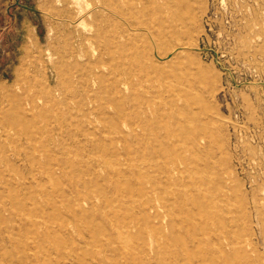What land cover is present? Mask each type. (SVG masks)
I'll return each mask as SVG.
<instances>
[{
    "label": "rangeland",
    "instance_id": "obj_1",
    "mask_svg": "<svg viewBox=\"0 0 264 264\" xmlns=\"http://www.w3.org/2000/svg\"><path fill=\"white\" fill-rule=\"evenodd\" d=\"M151 36H165L164 49L147 53ZM7 100L23 120L5 140L20 264H47L55 232L66 243L61 264H264V0H0L3 107ZM192 140L203 151L184 152ZM178 155L222 179L202 178L209 214L181 204L187 184L164 181L163 166L186 163ZM145 172L155 188L168 186L167 213ZM39 176L49 180V208L28 201ZM140 204L158 217L146 224ZM148 227L169 239V251Z\"/></svg>",
    "mask_w": 264,
    "mask_h": 264
},
{
    "label": "bare ground",
    "instance_id": "obj_2",
    "mask_svg": "<svg viewBox=\"0 0 264 264\" xmlns=\"http://www.w3.org/2000/svg\"><path fill=\"white\" fill-rule=\"evenodd\" d=\"M176 23H177V21H176ZM174 28V27H173ZM179 30V29H178ZM151 31V30H150ZM178 32V31H177ZM154 33V32H153ZM151 34V33H150ZM161 34V33H160ZM137 35V34H136ZM173 36V35H172ZM154 36H151V38L149 39L148 38V43H147V53H150V54H152V53H155L157 50H158V48H160V49H164V46H165V44H164V42H165V40L167 39L165 36H160V40L161 41H159V40H157V39H154L153 38ZM180 37V36H179ZM119 40H120V38H119ZM132 40V39H131ZM99 41V40H98ZM136 42V41H135ZM96 43V42H95ZM138 44V43H137ZM172 45V44H171ZM178 48V47H177ZM120 50V49H119ZM177 50V49H176ZM99 51V50H98ZM178 54V53H177ZM159 56V55H158ZM139 57V56H138ZM160 57V56H159ZM136 59V58H135ZM152 59V58H151ZM161 59V58H160ZM152 60H154V58L152 59ZM170 60V59H169ZM157 62H159V61H157ZM165 64H170V65H172V63L171 62H165ZM97 67H98V65H97ZM170 67H176V65L175 66H170ZM181 67V66H180ZM84 68V67H83ZM132 68V67H131ZM149 70H152V71H154V66L153 67H147ZM150 76V75H149ZM125 77V76H124ZM192 77V76H191ZM190 77V78H191ZM187 78V77H186ZM32 85V84H31ZM152 87V86H151ZM132 91H133V89H132ZM147 91V90H146ZM116 96V95H115ZM116 98V97H115ZM3 101H0V264H20L19 262H18V251H19V249L23 246V242H22V238L20 237V235H18V234H12L11 233V231H10V221H9V219L7 218V214L9 213V207L10 206H12V204L13 203H15V202H17L18 200H17V198H16V194H18V193H16L15 194V190H16V183L15 182H13V178H12V182L10 183V182H8V180L6 179L8 176H9V174H10V172H9V169H8V167H7V161H6V156H5V140L8 138V136H9V133L12 131V130H14V131H16L15 129L17 128V127H19L20 125H21V122H23V120H21V117H17V116H14L13 115V113H11V109H9V107H10V105H11V103H10V100L8 101L7 100V107H3ZM65 106V105H64ZM171 106V105H170ZM135 108V107H134ZM26 111V110H25ZM145 114V113H144ZM24 116H25V114H24ZM198 116V115H197ZM186 117V116H185ZM23 118H25V117H23ZM187 119H189L188 117H187ZM175 120V119H174ZM173 120V121H174ZM181 120V119H180ZM183 121V120H182ZM187 122V121H186ZM190 122V121H189ZM138 123V122H137ZM181 123V122H180ZM160 124V123H159ZM183 124V123H182ZM176 125H178V124H176ZM187 125V124H186ZM190 125V124H189ZM161 126V125H160ZM160 126H158V127H160ZM21 127V126H20ZM157 127V130L159 129ZM196 127H197V125H196ZM169 128V127H168ZM177 128H180V127H177ZM176 128V129H177ZM190 128V127H189ZM19 129H22V128H19ZM193 129V128H192ZM191 129V130H192ZM200 129V128H199ZM165 130V129H164ZM190 130V131H191ZM199 131V130H198ZM168 132V131H167ZM187 132H189V130L187 131ZM198 133V132H197ZM16 134V133H15ZM123 134V133H122ZM137 134V133H136ZM207 134V133H206ZM150 135V134H149ZM186 135V134H185ZM205 135V134H204ZM23 136H25L24 134H23ZM136 137V136H135ZM183 137V136H182ZM156 138V137H155ZM175 138V137H174ZM145 139V138H144ZM196 139H197V135H196ZM199 139H201L202 140V138H199ZM206 139V138H205ZM11 140V139H10ZM9 140V143L11 142ZM164 140V139H163ZM184 140V139H183ZM182 140V141H183ZM207 140V139H206ZM178 141H179V139H178ZM185 141V140H184ZM188 141V140H187ZM14 142V141H13ZM108 142V141H107ZM168 142V141H167ZM203 142H204V138H203ZM210 142V141H209ZM186 143V142H185ZM211 143V142H210ZM11 144V143H10ZM188 144V143H187ZM205 144V143H204ZM203 144V145H204ZM170 146V145H169ZM182 146V145H181ZM40 147V146H39ZM147 147V146H146ZM155 147H156V145H155ZM164 147H166V146H164ZM164 147H162V148H164ZM174 147V146H173ZM172 147V148H173ZM202 147H205V146H202ZM202 147L201 146H199V143L197 142V141H195V140H192V143H191V147H189V149L187 150V148L185 147V146H183V151L184 152H190V151H192V153L193 154H195L196 152H200V151H203V149H202ZM29 148V147H28ZM93 149V148H92ZM177 149V148H176ZM180 149V148H179ZM207 149V148H206ZM60 150V149H59ZM174 150V149H173ZM214 150V149H213ZM11 151V150H10ZM171 151H172V149H169V148H166V149H160V150H152L151 151V159H149V160H146V158H145V160L146 161H151V160H154V159H156V158H159V157H161V156H167V155H169V154H171ZM205 151V150H204ZM13 152V151H12ZM16 152V151H15ZM15 152H13V153H15ZM177 152V151H176ZM172 153H174V151L172 152ZM203 153H205V152H203ZM209 153H211V151L209 152ZM161 156H160V155ZM167 154V155H166ZM189 154H191V153H189ZM174 154H172L171 156H173ZM177 155V154H176ZM179 156V155H178ZM146 157V156H145ZM170 157V156H169ZM168 157V158H169ZM166 158V157H165ZM179 160H182V163H183V161L184 162H186L185 164H184V166L182 167V170L181 169H179V170H176V171H170L169 170V168H167L166 166H163V168H161V170H162V174H166V176L164 177L165 179H164V181L166 180V182L168 183V184H171L172 186H174V188H175V186L176 187H179L180 189H181V187L183 188L184 187V184H187L188 185V188H184V189H182V190H179V192H180V195H181V197H182V199H181V204L182 205H184V206H186L187 205V202L190 204V205H195V204H201V207H199V208H197V210H198V213H199V216L202 214V213H204V212H206V215L207 214H209V208H212V206H213V202L211 201V205H209V203H210V196H209V194H208V192H206L204 189H203V187H202V181H203V176H206V177H204V179L206 178V179H208V180H211L212 178L215 180L214 181V183L217 185L218 183H221V181H222V179H220V177L218 176V177H216V178H214V177H211L210 176V174L208 175V174H206L205 172L203 173V170L205 169H201V167H200V163L197 161V159H192V158H189V159H185V158H183V157H181V156H179ZM204 164H206V167H207V164H209V156H207V155H204ZM211 158H213V157H211ZM201 159V158H200ZM92 160H94L93 158H92ZM170 160V159H169ZM202 161V160H201ZM159 162V161H158ZM158 162H157V164H158ZM162 162H163V160H162ZM147 163V168L148 169H151V164L149 163V162H146ZM64 164V163H63ZM154 164V163H153ZM181 164V163H180ZM8 165H10V163H8ZM139 165V164H138ZM182 166V165H181ZM11 166H9V168H10ZM153 167H155V166H153ZM153 167H152V169H153ZM161 167V166H160ZM178 167V166H177ZM41 168V174H43L44 173V171H43V168L42 167H40ZM121 168V167H120ZM158 168V167H157ZM181 168V167H180ZM10 169H12V168H10ZM148 169H146V171L148 170ZM13 170V169H12ZM11 170V171H12ZM156 170H158V169H156ZM155 170V173L157 172ZM175 170V169H174ZM34 171V170H33ZM154 171V170H153ZM101 172V171H100ZM14 174H15V172H13ZM38 173V170H37V172H36V174ZM175 174V175H174ZM16 175V174H15ZM140 175H141V173H140ZM153 175V174H152ZM156 175V174H155ZM174 175V176H173ZM178 175V176H177ZM142 177H143V181H145V183L144 184H149V186H152V190H150L149 188V190L150 191H152L155 195H158V197H159V199H156V200H158L159 202H160V204H161V206H160V208L165 212L166 211V213H167V211L169 210V208L170 207H172V206H175V203L172 201V202H169V201H165L164 199L165 198H167V197H165V195H167L168 194V191L167 190H169V188H168V186H167V189L166 188H162L163 190H161L159 187H157V188H155V186H154V182H155V178L154 179H152L151 177V175L148 173V172H145V173H142V175H141ZM151 176V177H150ZM154 176V175H153ZM163 177V176H162ZM35 178V177H34ZM11 179V178H10ZM118 179V178H117ZM205 179V180H206ZM19 180V179H18ZM27 181V180H26ZM163 181V180H162ZM28 182V181H27ZM31 182V181H30ZM157 182V181H156ZM162 183V182H161ZM165 183V182H164ZM163 183V184H164ZM27 184V183H26ZM143 184V183H142ZM141 184V185H142ZM157 184H159V183H157ZM161 185V184H160ZM18 186V185H17ZM128 186V185H127ZM162 186V185H161ZM19 187H20V185H19ZM22 187H24V186H22ZM110 187V186H109ZM117 187V186H116ZM166 187V186H165ZM191 187V188H190ZM49 188V180L48 179H46V177L44 178V177H36L35 178V180H33V183H32V185H31V187H30V193H29V199H28V201H30L34 206H36L37 208H39V206H41L42 207V205H41V202H42V204H44L45 206H49L50 207V204H49V198L51 197V195L49 194L50 192H49V190L50 189H48ZM145 188V187H144ZM147 188V187H146ZM24 189H25V187H24ZM117 189V188H116ZM178 188H176L175 190H177ZM191 189V191H189ZM57 190V189H56ZM126 190V189H125ZM131 190V189H130ZM147 190V189H146ZM55 191V190H54ZM58 191V190H57ZM135 191H136V189H135ZM149 191V192H150ZM172 191H173V189H172ZM192 191L193 192H195L194 194H196L194 197H193V195H190V196H187V194H189V193H191L192 194ZM148 192V193H149ZM151 192V194H153ZM52 193V192H51ZM58 193V192H57ZM124 193V192H123ZM127 193V192H126ZM125 193V194H126ZM173 193V192H172ZM101 194V193H100ZM150 194V193H149ZM170 194V193H169ZM174 194H175V192H174ZM19 195V194H18ZM22 195V194H21ZM25 195V194H24ZM50 195V196H49ZM95 195V194H94ZM171 195V194H170ZM177 196H179V194H176ZM118 196V195H117ZM143 196H144V198H145V200H147L149 197H147V194H144L143 193ZM158 197H156V198H158ZM165 197V198H164ZM172 197V196H171ZM180 197V196H179ZM178 197V198H179ZM19 198V197H18ZM23 198H24V196H23ZM94 198H95V196H94ZM108 198V197H107ZM143 198V199H144ZM161 198V199H160ZM96 199V198H95ZM167 199H170V198H167ZM92 200H94V199H92ZM175 200V199H174ZM90 201V200H89ZM125 202V201H124ZM150 202H152V200L150 201ZM178 202H180V200L178 201ZM183 202V203H182ZM26 203V202H25ZM56 203V202H55ZM141 203V202H140ZM170 203H174V204H170ZM177 203V202H176ZM93 204H94V202H93ZM143 204V203H142ZM178 204V203H177ZM58 205H59V203H58ZM88 205V204H87ZM86 205V206H87ZM118 205V204H117ZM28 206V205H27ZM51 206H52V203H51ZM197 206H199V205H197ZM48 207V208H49ZM73 207V206H72ZM140 207H141V204H140ZM43 208V207H42ZM56 208V207H55ZM57 208H58V206H57ZM92 208V207H91ZM142 208V210H140V213L143 215V217L145 216L146 217V219H145V222H146V224L148 223V222H151V218H157L158 217V215H157V213L156 212H158V209L154 206V205H152V204H149V206H147V208L146 207H141ZM47 209V208H46ZM46 209H45V211H46ZM137 209V208H136ZM200 209V210H199ZM28 210H30V208L28 209ZM43 210V209H42ZM50 210H51V208H50ZM49 210V211H50ZM103 210V209H102ZM138 210V209H137ZM31 211V210H30ZM44 211V212H45ZM150 211H152L153 212V216L151 217L150 215H149V213H150ZM174 211V210H173ZM24 212H25V209H24ZM39 212H41V211H39ZM48 212V211H47ZM30 213V212H29ZM191 213V212H190ZM196 213H197V211H196ZM197 213V214H198ZM50 215H51V213H49ZM48 214V215H49ZM59 214V213H58ZM61 214V213H60ZM59 214V215H60ZM187 214H189V212L187 213ZM197 214H194V215H197ZM15 215V214H14ZM30 215H33V214H30ZM130 215V214H129ZM12 216V215H11ZM204 216V215H203ZM13 217H15V216H13ZM45 217H47V215L45 216ZM44 217V218H45ZM71 217V216H70ZM167 217L171 220V222H172V226H173V229H172V232L171 233H175V234H177V230L179 231V224H178V227H177V222L175 221V219L174 218H172L171 217V215L170 214H168L167 215ZM32 218V217H31ZM38 218V217H37ZM52 218L53 219H55V221L57 220V217L55 216V215H51V220H52ZM12 219V221H13V218H11ZM33 219V218H32ZM159 219H160V217H159ZM203 219V218H202ZM36 219L34 218V221H35ZM50 220V221H51ZM58 220H59V217H58ZM57 220V221H58ZM204 220V219H203ZM206 220V219H205ZM21 221V220H20ZM31 221V220H30ZM33 221V222H34ZM110 221V220H109ZM208 222H209V220H207ZM14 222V221H13ZM103 222H105V221H103ZM206 222V221H205ZM32 223V222H31ZM35 223V222H34ZM210 223V222H209ZM55 224V223H54ZM54 224H53V226H54ZM125 225V224H124ZM38 226H39V224H38ZM56 226V225H55ZM62 226V225H61ZM117 226H119V225H117ZM129 226V225H128ZM137 226V225H136ZM134 224L133 225H131L130 226V229H129V232H131L132 230H134L133 232L134 233H132L131 234V237H133V239L135 240L136 239V233L137 232H139L138 230V228L136 227ZM16 226H14V228H15ZM56 228H57V226H56ZM60 228V227H59ZM62 228V227H61ZM110 228V227H109ZM113 228L114 229H116L115 228V225L113 226ZM125 228V227H124ZM128 228V227H127ZM158 228V227H157ZM121 229H122V227H121ZM148 229H149V232H150V235L152 236V235H159V240H160V245H159V250H161V251H163V252H167V251H169L170 249L166 246V245H168L169 244V242H168V244L166 243L167 242V240H169V239H166V237L164 236V235H161V234H159L160 232H156L155 230H153L152 228H150V227H148ZM167 229V228H166ZM117 230V229H116ZM115 230V231H116ZM162 230V229H161ZM127 231V230H126ZM147 231V230H146ZM209 231V230H208ZM49 232V231H48ZM51 232H53V231H51ZM61 232V231H60ZM59 232V233H60ZM63 232V231H62ZM67 232H69V230L67 231ZM123 232V231H122ZM125 232V231H124ZM140 232H141V230H140ZM143 232H145V230L143 231ZM87 233V232H86ZM148 233V232H147ZM50 235L49 236H51V233H49ZM139 234V233H138ZM47 235V234H46ZM140 235V234H139ZM68 236V235H67ZM168 237V236H167ZM46 238H47V236H46ZM49 239V238H48ZM50 240V246L47 248V256H46V263L47 264H61L60 263V259H62L63 257H62V251L65 249V245H66V243L64 244V241H62L61 239H60V237H59V235H58V232H57V234H56V232H55V235L53 234L52 236H51V239H49ZM115 240V239H114ZM190 240L191 241H193V240H195L193 237H191L190 236ZM176 241H179V242H182L181 240H180V238L178 237L177 239H176ZM47 242H49V241H47ZM194 242V241H193ZM192 242V243H193ZM84 243V242H83ZM194 244V243H193ZM209 244V243H208ZM131 245V244H130ZM127 246V245H126ZM128 246H129V244H128ZM137 246H138V244H137ZM125 247V246H124ZM206 246H203V247H200V251L202 252L201 253V256L200 257H205L206 255H204L206 252H208V251H206V248H205ZM223 247V246H222ZM114 248H115V246H114ZM144 248V247H143ZM211 248V247H210ZM230 248V247H229ZM122 251V249H119V251ZM187 250V249H186ZM116 251V250H115ZM117 252V251H116ZM146 252V251H145ZM111 253V252H110ZM174 256H176V255H174ZM157 257V256H156ZM169 257V256H168ZM133 258V257H132ZM178 258V257H177ZM24 259V258H23ZM206 259V258H205ZM204 259V260H205ZM20 260H21V262H22V259L20 258ZM88 260V259H87ZM178 260V259H177ZM248 260H249V258H248ZM73 261H74V259H73ZM174 262H178V264H179V261H174ZM203 262H205V261H203ZM202 262V263H203ZM193 263V262H192ZM100 264V263H99ZM170 264H174L173 262L172 263H170Z\"/></svg>",
    "mask_w": 264,
    "mask_h": 264
}]
</instances>
